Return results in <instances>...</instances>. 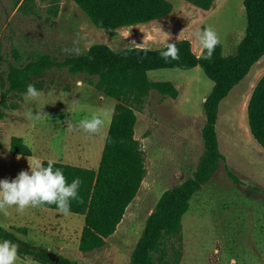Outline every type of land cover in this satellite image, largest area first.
Here are the masks:
<instances>
[{
    "label": "rangeland",
    "instance_id": "374dc122",
    "mask_svg": "<svg viewBox=\"0 0 264 264\" xmlns=\"http://www.w3.org/2000/svg\"><path fill=\"white\" fill-rule=\"evenodd\" d=\"M171 1L170 14L147 22L154 23L147 27L155 41L152 46L188 39L198 52L201 47L194 34L211 26L226 54L237 51L248 24L244 0H214L208 9L190 0ZM138 32L110 33L96 26L75 0H0V95L6 89L3 81L10 64L20 66L46 54L62 59L69 55L63 51L66 47H79L82 54L95 43L119 51L131 47L128 42ZM263 75L264 55L222 101L218 138L223 158L193 195L181 237L168 238L155 255L157 264H264V148L253 137L248 118L250 97ZM149 77L170 81L178 91L173 95L153 89L141 101H127L138 116L135 136L146 175L106 244L81 251L79 234L85 216L73 212L65 216L47 207L29 208L23 214L10 208L8 217L0 214V228L14 229L24 240L49 246L81 264H131L146 221L163 193L193 177L199 168L205 150L204 102L214 85L201 66L152 70ZM97 81V76L85 72L52 68L35 78L43 93L37 103L27 102L24 91L0 96V180L29 171L28 160L36 159L98 169L120 100L100 90ZM29 110L33 115L41 111L42 118L28 120ZM92 115L104 120L99 134L79 128L69 131V123L76 125ZM15 135L24 138L32 155L10 150ZM16 264L44 263L18 254Z\"/></svg>",
    "mask_w": 264,
    "mask_h": 264
},
{
    "label": "trees",
    "instance_id": "16d2710c",
    "mask_svg": "<svg viewBox=\"0 0 264 264\" xmlns=\"http://www.w3.org/2000/svg\"><path fill=\"white\" fill-rule=\"evenodd\" d=\"M208 9L214 0H190ZM88 14L94 24L110 33L118 28L149 22L170 14L174 9L171 0H75ZM247 13V30L234 53L226 54L222 42L216 46L211 60L201 58L192 48L191 41L181 39L175 43L179 59L165 61L160 48L143 46L115 50L106 43H95L85 53L58 58L43 55L16 66L9 65L0 96L5 98L12 91L27 90L52 68H66L74 73L85 72L97 76V87L105 94L119 99L111 119L107 138L98 169L53 161V167L63 171L67 182L80 178L78 195L83 203L71 201L70 212L83 214L85 224L80 238V250L91 252L103 247L123 220L128 206L134 201L146 175L143 151L135 136L137 113L127 101H141L151 90L171 91L177 88L170 81H153L152 70L173 68L192 69L201 66L214 82L204 102L207 116L203 128L205 150L194 176L176 187L166 190L155 209L149 215L143 234L131 256V264H157L155 255L163 249L168 238L181 237L182 220L190 208V202L202 185L210 179L223 158L218 138L220 105L264 55V0H244ZM143 49H150L147 55ZM250 131L264 148V75L256 84L248 103ZM10 150L13 153L32 155V148L21 136H13ZM42 161L47 167L48 161ZM42 207L56 209L55 205ZM12 240L18 254L30 256L44 264H81L47 246L21 238L14 229L0 228V241Z\"/></svg>",
    "mask_w": 264,
    "mask_h": 264
},
{
    "label": "clouds",
    "instance_id": "9594fccd",
    "mask_svg": "<svg viewBox=\"0 0 264 264\" xmlns=\"http://www.w3.org/2000/svg\"><path fill=\"white\" fill-rule=\"evenodd\" d=\"M194 36L199 41V46L205 50V54L201 58L211 60L215 48L219 44V37L216 31L211 26H207L203 30L196 32ZM165 43V49L160 51L161 58L166 62L169 59L178 60L179 49L176 44ZM63 51L69 55L73 53L76 55L80 54L79 47H66ZM143 51L147 55L150 49H143ZM77 83L79 84L80 82ZM42 95L43 93L34 84L29 83L24 99L33 104L37 103ZM42 116L41 111H38L36 115H33L32 110L26 113L28 120H39ZM103 127L104 120L97 115L81 119L76 125L69 123V131L79 128L85 133L93 135L99 134ZM28 164L29 171L19 172L12 180H0V214L8 217L10 208H15L17 213L23 214L29 208L55 205L56 210L60 214L68 216L71 214V201L77 200L79 203H83L82 198L78 195L79 187L82 183L80 178L73 179L69 184L63 171L59 168L54 169L52 160L48 161L47 167L38 159L31 162L28 160ZM18 247L12 240L5 239L0 241V264H16ZM232 264H235V261Z\"/></svg>",
    "mask_w": 264,
    "mask_h": 264
},
{
    "label": "crops",
    "instance_id": "0c3cea01",
    "mask_svg": "<svg viewBox=\"0 0 264 264\" xmlns=\"http://www.w3.org/2000/svg\"><path fill=\"white\" fill-rule=\"evenodd\" d=\"M151 24H154V23L144 22V23H139V24H135V25H131V26H124V27L118 28L117 30H121V29H123L124 31H133L134 29H139L140 30V32H138V34H136V38L135 39H133L132 41L128 40L129 41L128 42L129 45H132L131 47H133V46H143V47H150V48H160V47L152 46L155 43V41H154V39H151L148 36L149 34L152 35V30H147V27L150 26ZM131 34L134 35L133 33H131ZM202 51H203V49L201 48L196 53L198 55H200L202 53ZM83 227H82V230H83ZM82 230H81V235H82ZM81 235L79 234L80 238H81ZM47 247L52 250L51 247H49V246H47Z\"/></svg>",
    "mask_w": 264,
    "mask_h": 264
}]
</instances>
